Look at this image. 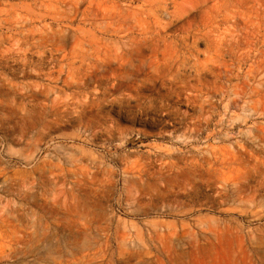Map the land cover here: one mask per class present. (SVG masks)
Instances as JSON below:
<instances>
[{"label":"rangeland","instance_id":"obj_1","mask_svg":"<svg viewBox=\"0 0 264 264\" xmlns=\"http://www.w3.org/2000/svg\"><path fill=\"white\" fill-rule=\"evenodd\" d=\"M0 264H264V0H0Z\"/></svg>","mask_w":264,"mask_h":264},{"label":"bare ground","instance_id":"obj_2","mask_svg":"<svg viewBox=\"0 0 264 264\" xmlns=\"http://www.w3.org/2000/svg\"><path fill=\"white\" fill-rule=\"evenodd\" d=\"M123 75V74H122Z\"/></svg>","mask_w":264,"mask_h":264}]
</instances>
